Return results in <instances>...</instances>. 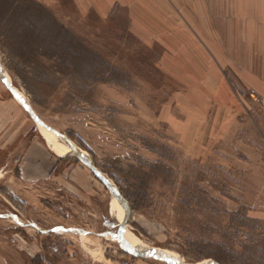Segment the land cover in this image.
<instances>
[{
  "label": "rangeland",
  "instance_id": "374dc122",
  "mask_svg": "<svg viewBox=\"0 0 264 264\" xmlns=\"http://www.w3.org/2000/svg\"><path fill=\"white\" fill-rule=\"evenodd\" d=\"M163 1L0 0V264H264V0Z\"/></svg>",
  "mask_w": 264,
  "mask_h": 264
},
{
  "label": "crops",
  "instance_id": "0c3cea01",
  "mask_svg": "<svg viewBox=\"0 0 264 264\" xmlns=\"http://www.w3.org/2000/svg\"><path fill=\"white\" fill-rule=\"evenodd\" d=\"M49 2L51 1H54V0H48ZM146 1L148 3H146ZM76 3L78 4V6L84 11L86 10L87 8V5L88 6H92V5H96L98 7V10L100 11H105L106 10V7L108 5V7L110 8L111 6L113 7L114 5L116 4H121L122 6L124 5H138V7L140 6H153L152 4H154L155 6L157 5H161V4H164V1L163 0H76ZM263 5V3H262ZM59 231H63L62 228H59ZM112 264H122V263H119V262H115V263H112Z\"/></svg>",
  "mask_w": 264,
  "mask_h": 264
},
{
  "label": "water",
  "instance_id": "95a60500",
  "mask_svg": "<svg viewBox=\"0 0 264 264\" xmlns=\"http://www.w3.org/2000/svg\"><path fill=\"white\" fill-rule=\"evenodd\" d=\"M25 107L28 110H31L29 106L27 105V103H25ZM77 153H79V151H77ZM135 247L148 257H155V258L163 259L171 264H188V263H184L183 261H181V259L175 255H169L161 251L149 249V248H139L137 245ZM198 264H219V263L213 260H208V261L198 263Z\"/></svg>",
  "mask_w": 264,
  "mask_h": 264
},
{
  "label": "bare ground",
  "instance_id": "6f19581e",
  "mask_svg": "<svg viewBox=\"0 0 264 264\" xmlns=\"http://www.w3.org/2000/svg\"><path fill=\"white\" fill-rule=\"evenodd\" d=\"M133 244L136 246H138L139 248H143L140 244H137V243H135V242H133ZM136 248V247H135ZM146 256V255H145Z\"/></svg>",
  "mask_w": 264,
  "mask_h": 264
},
{
  "label": "snow or ice",
  "instance_id": "6c2138e0",
  "mask_svg": "<svg viewBox=\"0 0 264 264\" xmlns=\"http://www.w3.org/2000/svg\"><path fill=\"white\" fill-rule=\"evenodd\" d=\"M53 231H59V229H53Z\"/></svg>",
  "mask_w": 264,
  "mask_h": 264
}]
</instances>
